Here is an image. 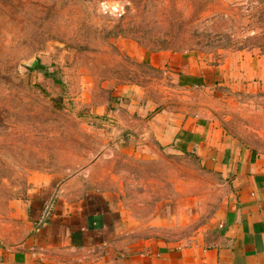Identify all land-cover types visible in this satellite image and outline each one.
<instances>
[{"label": "rangeland", "instance_id": "1", "mask_svg": "<svg viewBox=\"0 0 264 264\" xmlns=\"http://www.w3.org/2000/svg\"><path fill=\"white\" fill-rule=\"evenodd\" d=\"M162 52L206 58L213 74L242 53H264V0H0V215L67 154L93 152L99 131L110 134L112 117L99 108L203 115L264 154V92L187 86L151 63ZM174 163L164 182L178 183L185 210L170 232L188 237L224 190L197 159Z\"/></svg>", "mask_w": 264, "mask_h": 264}, {"label": "crops", "instance_id": "2", "mask_svg": "<svg viewBox=\"0 0 264 264\" xmlns=\"http://www.w3.org/2000/svg\"><path fill=\"white\" fill-rule=\"evenodd\" d=\"M207 62L165 52L151 59L187 86L220 81L264 92V53H242L215 74ZM148 111L133 103L98 109L112 119L97 151L67 154L0 215V264H264V154L209 117L168 109L149 119ZM181 156L197 159L224 190L188 237L171 235L185 200L178 183L164 182Z\"/></svg>", "mask_w": 264, "mask_h": 264}, {"label": "water", "instance_id": "3", "mask_svg": "<svg viewBox=\"0 0 264 264\" xmlns=\"http://www.w3.org/2000/svg\"><path fill=\"white\" fill-rule=\"evenodd\" d=\"M37 64H38V62H37V61H35V62L31 63L29 66H30L31 68H34V67H36V66H37Z\"/></svg>", "mask_w": 264, "mask_h": 264}, {"label": "trees", "instance_id": "4", "mask_svg": "<svg viewBox=\"0 0 264 264\" xmlns=\"http://www.w3.org/2000/svg\"><path fill=\"white\" fill-rule=\"evenodd\" d=\"M40 68H42V69H43V67H42V66H37V68H36V69H40Z\"/></svg>", "mask_w": 264, "mask_h": 264}]
</instances>
